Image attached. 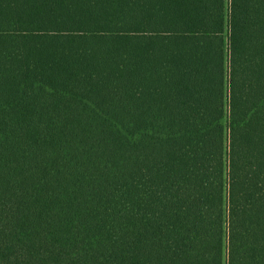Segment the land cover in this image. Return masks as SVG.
<instances>
[{"label":"trees","instance_id":"trees-1","mask_svg":"<svg viewBox=\"0 0 264 264\" xmlns=\"http://www.w3.org/2000/svg\"><path fill=\"white\" fill-rule=\"evenodd\" d=\"M0 264H264V0H0Z\"/></svg>","mask_w":264,"mask_h":264}]
</instances>
